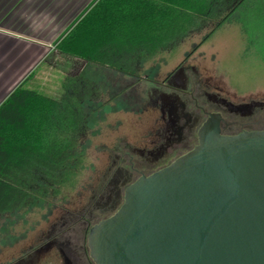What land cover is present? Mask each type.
<instances>
[{"label": "trees", "instance_id": "trees-1", "mask_svg": "<svg viewBox=\"0 0 264 264\" xmlns=\"http://www.w3.org/2000/svg\"><path fill=\"white\" fill-rule=\"evenodd\" d=\"M235 1L94 0L55 43L87 62L80 75L65 77L64 97L24 82L0 105V214L36 205L69 176L88 126L84 107L98 92L101 69L139 78L160 51L223 14L215 29L238 14L248 51L264 64V0ZM90 67L98 70L90 73Z\"/></svg>", "mask_w": 264, "mask_h": 264}, {"label": "rangeland", "instance_id": "rangeland-1", "mask_svg": "<svg viewBox=\"0 0 264 264\" xmlns=\"http://www.w3.org/2000/svg\"><path fill=\"white\" fill-rule=\"evenodd\" d=\"M227 3L229 6L231 1ZM236 15L217 29L224 14L218 20L200 23L146 63L139 81L101 69L96 95L95 80H92L95 98L84 107L88 126L78 141L69 176L62 184L51 187L36 205L0 214V264L28 261L65 264L56 249L39 255L36 251L54 228H61L63 216L95 203L92 198L112 175L117 156L124 158L128 153L134 161H139V154L133 151L148 143L161 123L151 102L155 83L167 80L178 68H185L191 84L199 74L202 82L221 89L222 95L234 105L264 102V64L248 51L247 39ZM208 34L211 35L206 39ZM56 59L52 60L65 65L63 70L69 75H80L87 67L82 63L70 66L67 61ZM97 70L89 68L90 73ZM59 75L62 72L44 64L37 67L31 80L50 78L52 83L42 84L44 91L47 88L51 89L47 93L56 91L55 98L62 99L64 78L58 84ZM77 85L83 86L82 82Z\"/></svg>", "mask_w": 264, "mask_h": 264}, {"label": "water", "instance_id": "water-1", "mask_svg": "<svg viewBox=\"0 0 264 264\" xmlns=\"http://www.w3.org/2000/svg\"><path fill=\"white\" fill-rule=\"evenodd\" d=\"M199 137L90 230L95 264H264V131L223 136L212 115Z\"/></svg>", "mask_w": 264, "mask_h": 264}, {"label": "flooded vegetation", "instance_id": "flooded-vegetation-1", "mask_svg": "<svg viewBox=\"0 0 264 264\" xmlns=\"http://www.w3.org/2000/svg\"><path fill=\"white\" fill-rule=\"evenodd\" d=\"M190 81L185 68L180 67L167 80L155 83L151 102L161 123L151 140L133 151L139 154V161L128 153L124 158L117 156L112 175L92 198L95 203L63 216L61 228H54L45 238L38 255L56 249L65 264H95L89 248L90 230L122 207L131 185L167 168L198 146L200 130L212 115H218L223 136L264 131V102L234 105L221 89L202 82L199 74L192 84Z\"/></svg>", "mask_w": 264, "mask_h": 264}, {"label": "crops", "instance_id": "crops-1", "mask_svg": "<svg viewBox=\"0 0 264 264\" xmlns=\"http://www.w3.org/2000/svg\"><path fill=\"white\" fill-rule=\"evenodd\" d=\"M93 1L0 0V105L24 82L55 98L56 91L47 93L51 89L44 91L42 86L52 83L50 78L31 80L37 67L44 64L62 72L58 84L65 79L69 75L63 70L65 65L54 63V57L70 66L87 65L84 60L55 49V43Z\"/></svg>", "mask_w": 264, "mask_h": 264}]
</instances>
